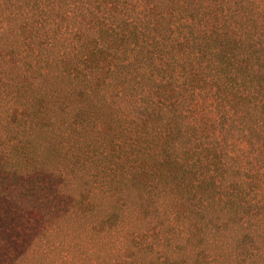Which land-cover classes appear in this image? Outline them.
<instances>
[{"label": "trees", "instance_id": "obj_1", "mask_svg": "<svg viewBox=\"0 0 264 264\" xmlns=\"http://www.w3.org/2000/svg\"><path fill=\"white\" fill-rule=\"evenodd\" d=\"M0 264H264V0H0Z\"/></svg>", "mask_w": 264, "mask_h": 264}]
</instances>
